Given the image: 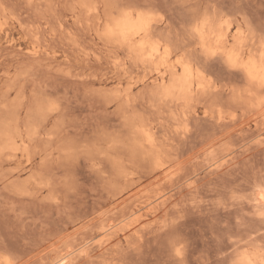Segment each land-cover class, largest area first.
<instances>
[{
  "label": "rangeland",
  "instance_id": "374dc122",
  "mask_svg": "<svg viewBox=\"0 0 264 264\" xmlns=\"http://www.w3.org/2000/svg\"><path fill=\"white\" fill-rule=\"evenodd\" d=\"M0 1L7 8L0 15V113L18 111L25 136L30 125L40 120L39 132L28 142L30 159L21 150L16 157L7 153L0 156L3 250L10 249L15 256L41 264L42 259L36 258L38 252L58 232L76 219L111 210L114 169L108 160L93 159L88 151L98 144L106 147L105 137L128 139V120L136 116L157 124L159 134L173 146L175 158L187 159L181 178L173 186H161L169 195L170 201L163 206H168V212L160 216L161 223H149L146 218L145 225L149 226L141 229V237L133 235L129 240L117 236L108 246L109 251L92 246L74 264H107L110 260L113 264H232L244 250L241 240L258 236L254 244L264 243L260 239L264 230L258 224L254 235L248 237L254 232L247 231L242 233V239L241 235H231L234 230L240 232L239 228L233 229L237 221L242 217L259 221L258 212L264 208L257 207L251 199L256 190L264 188V129L241 128L238 125L244 116L223 124L205 114V108L215 103L233 108L236 104L232 90L242 88L245 79L226 67L220 57L204 56L189 32L190 19L196 11L219 7L239 16L260 37L264 34V0H141L153 5L155 16L162 18L156 33L169 38L175 50L190 54L218 85L217 90L196 98L195 109L186 120V134L175 130L172 114L179 113V108L167 107L161 112L151 105L158 101L149 78L156 68H163V62L145 69L130 62L125 50L112 48L109 52L96 33L98 19L79 14V10L77 14L72 12L78 0ZM36 45L41 52L33 55ZM117 58L122 64L115 63ZM129 88L136 98L135 105L107 100L118 92L124 95ZM46 99L55 100L58 108L40 114L38 102ZM234 128H241V133H235L234 143L231 140L235 145L230 166L214 170L203 158L189 161L206 140ZM254 136L259 139L253 140L258 143L261 139L263 144L256 145L251 140ZM127 166L130 172L143 168L130 161ZM26 181L49 184L39 190L30 186L31 194L9 192L11 182L18 190ZM163 217H168L169 223ZM95 226L79 238L97 235L100 226ZM176 243L182 248L180 256L174 251Z\"/></svg>",
  "mask_w": 264,
  "mask_h": 264
},
{
  "label": "bare ground",
  "instance_id": "6f19581e",
  "mask_svg": "<svg viewBox=\"0 0 264 264\" xmlns=\"http://www.w3.org/2000/svg\"><path fill=\"white\" fill-rule=\"evenodd\" d=\"M105 2L106 0H78L73 9H71L76 14L77 10H79L81 12L79 14L85 13L88 15V18L91 16L98 19L99 29H97L96 33L100 39L101 37L98 32L103 30L102 21L106 22L107 15L111 13V9L106 10L103 7ZM84 5H91L92 7H85ZM96 5H100V7H96ZM218 8L214 9L213 7V9L206 8L205 10L196 11L192 19H190L189 32L197 40L199 50L204 56L220 57L224 60L227 65L226 67L242 74L245 83L242 88L232 90L234 92V104H236L233 108L229 109L215 103L210 107H206L204 112L223 124L235 122L239 116H244L243 121L238 126L241 128L244 126L248 129L255 128L256 131H261V127L264 129V88H261L258 80L250 82L247 77V71H252L257 77L264 74L260 72L261 58L264 56V40L252 28L244 25V22L240 21L239 16L233 15L225 9ZM6 11L7 8L0 1V15L6 13ZM206 14L209 17L207 24L203 23ZM160 22H162V18L156 16L152 24V38L157 44L155 52H153L152 48H148L147 51L141 50L142 55H140L136 52H129L126 48H121L116 44L109 45L105 40H101L109 48V52L113 50L112 48L125 50L130 62L145 69L158 62H163V68H156L158 70L149 78L152 80L150 82L155 88L153 96L158 101V104L152 102L151 105L162 110L161 112H164V108L167 107L175 106L179 108V113L174 112L172 114V118L175 120V124H177L175 130L186 134L189 131V125L186 120H188L190 113L195 109L196 98L217 90L218 85L209 76L206 68L200 65L190 54L182 52V54H186L188 57L189 72L185 76V67L175 64L174 53L178 49L175 50L174 44L169 38L156 33L157 25ZM135 26V22H129L126 25H122V28L131 30ZM165 49H169L167 59H165ZM40 52L41 48L38 45L34 46L31 51L33 55H38ZM233 53V62L237 65H248L247 69L240 66L229 67L227 59ZM118 62L122 64L119 58L116 59L115 63ZM124 63L126 64V62ZM208 85L211 87L206 92L205 88ZM165 86L171 89L170 94L166 98L162 96ZM107 100L110 102L123 101L129 106L135 105L136 102V98L132 95L130 88L126 90L124 95L122 92H118L108 96ZM46 112L51 113L53 111L42 110L40 107V114ZM39 121H35L30 125L25 136L19 123L18 111L0 113V156L7 153L5 155L16 157L17 151L21 150L30 159L28 142L39 132ZM128 123L131 125V134L128 139L105 137L103 140L106 142V147L98 144L88 151L93 159L103 158L108 160L114 169L116 180L111 185L112 195L110 199L113 203L111 210L109 212L97 211L93 215L81 218V220L79 218L76 221H71L72 225L66 226L61 232H58V235L56 234L54 238L44 243L36 257L42 259L40 261L41 264H43L42 262L45 259L47 261H44V264H74L79 257L88 253L92 246L107 249L113 241L112 239L117 236L122 235L127 239L133 235L141 237L139 235L141 229L149 226L145 225L146 218H148L149 223L157 224L159 220L161 223L160 216L164 213L167 214L168 206L167 208L163 206L170 201L168 200L169 195L166 194V190L161 186H164V183L165 187L166 183L172 185L174 181L181 178L183 169L187 164V159L180 160V157L175 158L173 146L171 143H166L168 139L163 138L159 134L158 126L152 120L136 116L133 119H129ZM241 128L230 129L229 131L216 134L214 137L212 136L198 150L196 149L190 156L189 161L203 158V161L214 170H222L223 167L228 166L227 164L230 166L229 162H232L230 155L233 151L232 147L235 145L233 144V137L236 135L235 133L239 131L241 133ZM263 132L259 133L263 134ZM256 133L254 131L253 135H256ZM256 137L251 140L257 139ZM261 139H264V137L262 136ZM261 139L260 141L263 142L264 140L262 141ZM231 140L233 143H231ZM257 140H253V142L257 143ZM260 141L256 145H262L263 143H260ZM235 155L232 156L236 158L237 155ZM126 156L128 157V161ZM129 161L138 163L143 168L137 172H130L127 166ZM145 181L151 182L144 184ZM258 183L260 184V182ZM261 183L264 186L263 182ZM48 184L49 181H26L17 190L11 182L9 192L20 195L31 194L30 186L39 190ZM190 185L188 184L189 187ZM252 195L253 192L250 196ZM262 195H264V188L256 190V193L252 196L253 198H251L257 207L264 206V199H261ZM164 218L162 219L163 221ZM166 218L168 219V217ZM166 218L165 220H167ZM146 222L148 224V221ZM95 225L100 226L97 235L92 237L89 233V237L79 238L85 230L93 226L96 227ZM164 225L167 224L164 223ZM152 226L155 225L152 224ZM142 231L144 230L142 229ZM255 233L247 234V236L249 237ZM257 239L258 236H254L248 241L241 240V247H244V250L245 248L248 250L245 256V264H248V261H251L252 264H261V261L264 260V256L261 255L262 244H254ZM135 241L137 240L135 239ZM63 246H65L64 249L62 248ZM178 248L180 249V256L182 248L176 243L174 246L175 253ZM107 250L109 251V248ZM244 250L240 254H243ZM82 252L84 253L83 255H81ZM9 262L11 264H33L32 258L15 256L10 249L3 250L0 247V264H9ZM34 263H36V259ZM107 264H113V260L107 261Z\"/></svg>",
  "mask_w": 264,
  "mask_h": 264
},
{
  "label": "snow or ice",
  "instance_id": "6c2138e0",
  "mask_svg": "<svg viewBox=\"0 0 264 264\" xmlns=\"http://www.w3.org/2000/svg\"><path fill=\"white\" fill-rule=\"evenodd\" d=\"M85 7H92L91 5H84ZM100 7V5H96ZM103 7L111 9V13L107 15L106 22L102 21V31H99L101 39L105 40L109 45L116 44L121 48H126L129 52H136L142 55L141 50L147 51L148 48H152L153 52L157 50V44L152 38V24L156 19L154 6L148 3H142L141 0H106ZM129 22H135V27L131 30H126L122 28V25H126ZM209 22V17L206 14L203 23L207 24ZM264 33V29H262ZM262 40H264V34H262ZM169 49H165V59ZM175 64L177 66L183 65L185 67V76L189 72L188 68V57L186 54H182L181 50H176L175 53ZM211 55V54H210ZM233 54H230L227 59L229 67H243L248 68V65H237L233 62ZM260 72L264 73V56L261 58ZM247 77L250 82L259 81L261 88H264V74L257 77L252 71H247ZM210 85L205 88V91L210 90ZM171 89L165 86L162 96L165 98L170 94ZM42 110L54 111L58 108V104L55 100L46 99L44 101L38 102ZM264 199V195L261 196ZM260 217L259 221H249L246 217H242L236 224L233 225V229H240V232L232 231L231 235H241L244 231L255 232L257 230V224L261 230H264V208H261L258 212ZM260 239L264 242V231L260 233ZM237 249L240 248L239 241L234 242ZM247 248H245L244 253L237 254V258L232 261V264H245V256L247 255ZM84 253L82 252L81 255ZM176 254H180V249H176ZM261 255L264 256V243L261 245ZM11 264V262H9ZM221 264V262H217ZM222 264H227V261L222 262ZM248 264H252L248 261ZM264 264V260L261 261Z\"/></svg>",
  "mask_w": 264,
  "mask_h": 264
}]
</instances>
